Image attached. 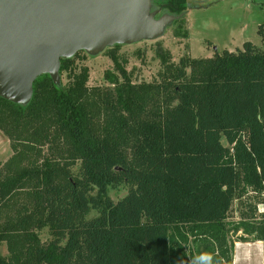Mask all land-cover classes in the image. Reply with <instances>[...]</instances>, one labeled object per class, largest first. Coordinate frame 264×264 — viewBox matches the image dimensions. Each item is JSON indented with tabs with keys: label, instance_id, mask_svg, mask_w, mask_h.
<instances>
[{
	"label": "trees",
	"instance_id": "16d2710c",
	"mask_svg": "<svg viewBox=\"0 0 264 264\" xmlns=\"http://www.w3.org/2000/svg\"><path fill=\"white\" fill-rule=\"evenodd\" d=\"M152 2L178 15L188 3ZM158 56L150 82L112 53V88L89 87L70 57L68 82L41 73L27 103L0 96L13 149L0 166V264H233L235 241L264 243V48ZM120 183L130 188L113 201Z\"/></svg>",
	"mask_w": 264,
	"mask_h": 264
},
{
	"label": "water",
	"instance_id": "95a60500",
	"mask_svg": "<svg viewBox=\"0 0 264 264\" xmlns=\"http://www.w3.org/2000/svg\"><path fill=\"white\" fill-rule=\"evenodd\" d=\"M151 5L152 0H0V96L27 103L38 75L61 80V58L160 35L178 15L156 18L162 7L151 11Z\"/></svg>",
	"mask_w": 264,
	"mask_h": 264
},
{
	"label": "rangeland",
	"instance_id": "374dc122",
	"mask_svg": "<svg viewBox=\"0 0 264 264\" xmlns=\"http://www.w3.org/2000/svg\"><path fill=\"white\" fill-rule=\"evenodd\" d=\"M187 8L180 15L161 6L156 18L176 16L164 26L160 35L142 38L131 42H114L103 49L88 52L79 49L74 55V70L84 65L88 67L89 87L99 86L102 89L112 88L106 78V71H115L112 53L118 55L126 70L131 73L134 82H150L156 79L161 67L158 51L170 52L172 60L178 62L182 56H211L224 48L236 50L242 47L243 41L250 40L260 44L262 35L258 32L264 26V0H187ZM164 7V8H163ZM158 8L155 4L150 10ZM264 29V28H263ZM264 45V42H263ZM215 47V48H214ZM62 83L68 82L66 73L61 76ZM13 154L8 137L0 131V166ZM130 186L126 183L111 185L108 195L116 201L125 196ZM251 200L247 198L246 200ZM258 211L264 212V205H258ZM241 207L235 202L230 218L238 219ZM98 214L92 210L88 217ZM41 241L49 239L48 228L39 233ZM238 232L231 237L240 239ZM0 254L8 255L7 245L0 246ZM233 264H264V243L262 241H235Z\"/></svg>",
	"mask_w": 264,
	"mask_h": 264
},
{
	"label": "clouds",
	"instance_id": "9594fccd",
	"mask_svg": "<svg viewBox=\"0 0 264 264\" xmlns=\"http://www.w3.org/2000/svg\"><path fill=\"white\" fill-rule=\"evenodd\" d=\"M193 264H213V258L208 254H202L194 259Z\"/></svg>",
	"mask_w": 264,
	"mask_h": 264
},
{
	"label": "crops",
	"instance_id": "0c3cea01",
	"mask_svg": "<svg viewBox=\"0 0 264 264\" xmlns=\"http://www.w3.org/2000/svg\"><path fill=\"white\" fill-rule=\"evenodd\" d=\"M255 44H256V43H255ZM256 45H258V46H261V45H262V47L264 48V45H263V43L256 44Z\"/></svg>",
	"mask_w": 264,
	"mask_h": 264
},
{
	"label": "flooded vegetation",
	"instance_id": "af4514ba",
	"mask_svg": "<svg viewBox=\"0 0 264 264\" xmlns=\"http://www.w3.org/2000/svg\"><path fill=\"white\" fill-rule=\"evenodd\" d=\"M162 6V5H161ZM157 7H160V6H157ZM164 8V7H163Z\"/></svg>",
	"mask_w": 264,
	"mask_h": 264
}]
</instances>
